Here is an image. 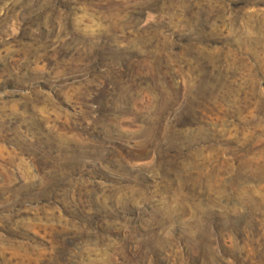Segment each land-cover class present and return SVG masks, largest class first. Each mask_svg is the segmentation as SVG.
<instances>
[{"label": "rangeland", "instance_id": "rangeland-1", "mask_svg": "<svg viewBox=\"0 0 264 264\" xmlns=\"http://www.w3.org/2000/svg\"><path fill=\"white\" fill-rule=\"evenodd\" d=\"M0 264H264V0H0Z\"/></svg>", "mask_w": 264, "mask_h": 264}]
</instances>
